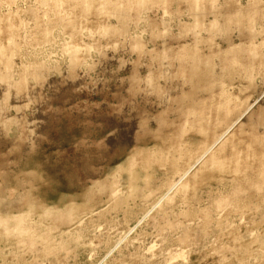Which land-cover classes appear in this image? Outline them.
I'll return each mask as SVG.
<instances>
[{
	"label": "rangeland",
	"instance_id": "obj_1",
	"mask_svg": "<svg viewBox=\"0 0 264 264\" xmlns=\"http://www.w3.org/2000/svg\"><path fill=\"white\" fill-rule=\"evenodd\" d=\"M0 264H264V0H0Z\"/></svg>",
	"mask_w": 264,
	"mask_h": 264
}]
</instances>
